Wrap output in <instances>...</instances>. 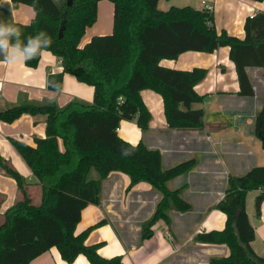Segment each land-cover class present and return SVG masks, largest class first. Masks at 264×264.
I'll return each mask as SVG.
<instances>
[{
	"label": "trees",
	"instance_id": "obj_1",
	"mask_svg": "<svg viewBox=\"0 0 264 264\" xmlns=\"http://www.w3.org/2000/svg\"><path fill=\"white\" fill-rule=\"evenodd\" d=\"M99 1L72 0L69 5V0H0V21L19 27L21 39L40 31L51 37L52 44L46 51L60 59L62 69L49 73L50 90L59 87L60 91L66 73L94 87L92 101L74 98L61 106L55 100L25 99L0 105V120L8 123L23 114L46 116L45 136L35 137L33 144L11 138L37 179L40 202H34L25 177L0 155V167L17 181L19 190L14 204L0 220V264H30L52 247H57L69 263L84 255L91 264H123L122 255L104 257L99 252L102 243L86 242L94 226L76 231L83 209L100 200L99 183L89 178L91 169L102 177L114 170L122 171L131 177L130 187L148 181L162 193L148 229L158 220L168 224L171 207L181 211L191 207L181 195L182 188L171 190L166 182L187 171L195 161L163 169L158 149L141 141L131 143L118 133L123 120L136 119L142 130L148 128L151 111L143 101V89L161 94L170 128L204 127V109L194 104L205 99L195 86L205 78L207 69H177L163 65L161 60L176 59L187 51L214 52L228 46L240 94L245 96L253 95L247 68L261 67L264 75V10L247 16L240 37L225 30L219 32L214 12L204 7L185 5L162 10L159 0H109L114 5L112 33L93 35L81 45L87 29L97 19ZM19 4L34 9L29 22L14 20L12 11ZM41 56L25 65L37 67ZM256 134L264 137V105L257 116ZM251 190L260 191L255 200L260 216L264 166L231 177L229 188L216 205L226 214V226L197 233L198 242L227 244L231 250L228 256L212 257L207 264H264V255L255 253L251 246L255 228L246 210Z\"/></svg>",
	"mask_w": 264,
	"mask_h": 264
},
{
	"label": "crops",
	"instance_id": "obj_2",
	"mask_svg": "<svg viewBox=\"0 0 264 264\" xmlns=\"http://www.w3.org/2000/svg\"><path fill=\"white\" fill-rule=\"evenodd\" d=\"M168 1L171 2L167 0L164 4ZM206 1L202 0L201 4ZM208 1H212L214 7L216 29L220 30L218 21L220 15L223 20L222 14L225 12L227 19L224 25L221 24L222 30L240 37L244 35L247 16L264 10V1ZM170 2L167 3L169 7L172 6ZM219 10L222 13H216ZM12 14L14 20L26 23L21 17L32 19L35 11L29 5L19 4L13 8ZM229 53L230 48L222 46L214 52L187 51L176 59L161 60L163 65L177 69H207L205 78L195 86L199 94L205 95L202 103L194 104V107L204 109L203 128H170L163 98L152 89L141 91L143 101L151 111L148 128L142 130L136 119L123 120L118 128L119 135L125 140L131 143L141 141L149 148L158 149L163 169L190 159L195 161L187 171L166 182L171 190L182 188V197L191 204L188 210L171 207L168 210V224L158 220L148 229L162 193L148 181H140L130 187L131 177L122 171L114 170L102 177L91 169L89 178H92L93 171L100 178V181L94 178L99 183L100 200L98 204H88L83 209L76 231L94 226L86 242L102 243L99 252L104 257L122 255L123 264H207L212 257L231 253L227 244L201 243L195 239L198 232L220 230L226 226V214L216 205L229 188L230 178L244 175L255 166H264L262 136L256 134L257 116L264 105L263 69L257 66L247 68L253 95H241L238 73ZM61 69L60 59L49 51L43 52L35 68H29L25 63L7 64L0 58V105L15 103L21 94L23 99L37 100L46 96L52 99L56 92L59 93L57 96L60 95L57 102L61 106L74 98L92 101L94 87L70 73L64 75L61 91L48 88L49 73ZM21 79L24 82H20ZM45 131L46 116L43 114H23L11 123L0 120V155L30 183L32 197L35 192L39 194L33 190L39 189L37 179L11 138L33 144L35 137L45 136ZM251 145L257 151H252ZM35 183L37 186L33 185ZM254 191L257 192L253 198L260 192L249 191L246 200V210L255 228V239L251 246L255 253L264 255V201L261 215L253 217L249 195ZM18 194L17 181L0 167V220L1 215L14 204ZM147 232H151V236L147 237ZM30 264L91 263L84 255L69 263L62 258L57 247H52Z\"/></svg>",
	"mask_w": 264,
	"mask_h": 264
},
{
	"label": "rangeland",
	"instance_id": "obj_3",
	"mask_svg": "<svg viewBox=\"0 0 264 264\" xmlns=\"http://www.w3.org/2000/svg\"><path fill=\"white\" fill-rule=\"evenodd\" d=\"M167 1V0H161L160 2V9L162 10H168V8H170L169 6L170 5H167V3H169L170 1L166 2V4H164V2ZM201 1L202 0H189V1H186V0H171V5L172 6H185V5H191V6H194L196 8H200L201 6L203 7V3L201 4ZM208 3H211L212 4V1H206ZM25 7H28V6H25ZM224 12V11H223ZM216 13L220 14L222 13L221 10L219 11H216ZM215 15V13H214ZM222 17H223V20L221 19V15H220V21H218V31H221L222 30V26L225 24L226 22V19H227V16L225 14V12L222 14ZM23 18L22 20H26L25 22H29L31 20V17L28 18V19H25V17H21ZM21 20V19H20ZM21 20V21H22ZM222 20V21H221ZM113 22H114V5L111 1L109 0H101L98 2V14H97V19L95 21V23L89 27L87 29V32L85 34V36L83 37L82 41H81V45H84L86 42H88V40H90V38L93 36V35H104V34H110L112 33V30H113ZM222 22V23H221ZM223 24V25H221ZM231 35H235V34H231ZM20 82H24V79H21ZM62 90V86H61V89L60 91ZM59 93L56 92V96L54 98H49V97H45L44 99H37L38 101H43V102H48V101H58L60 100V95L57 96ZM25 99H23V96L22 94L19 96V99L17 101H14L15 103L13 104H17V103H21V102H24ZM11 104H6V105H2V107H5V106H9ZM251 150L252 151H257L256 147L251 145ZM91 177L92 178H97L99 179L100 181V178L98 176V174L96 172H92L91 174ZM33 185H36L33 184ZM37 186V185H36ZM34 191H37V193H39L38 195H36V192L34 193L33 195V200L34 202H40V197H41V192H40V187L38 189L37 188H33ZM257 191H254V192H251L250 195H249V204L251 205V202L252 201V207H251V210L253 211V214L254 216L253 217H259L257 216L256 214V207H255V200H256V196L253 198V194H255ZM39 196V197H38ZM3 215H1V218H2Z\"/></svg>",
	"mask_w": 264,
	"mask_h": 264
},
{
	"label": "clouds",
	"instance_id": "obj_4",
	"mask_svg": "<svg viewBox=\"0 0 264 264\" xmlns=\"http://www.w3.org/2000/svg\"><path fill=\"white\" fill-rule=\"evenodd\" d=\"M21 29L12 22L0 21V56L7 64L26 63L41 56L52 44L51 37L44 31L21 39ZM56 91L59 87H55Z\"/></svg>",
	"mask_w": 264,
	"mask_h": 264
},
{
	"label": "built area",
	"instance_id": "obj_5",
	"mask_svg": "<svg viewBox=\"0 0 264 264\" xmlns=\"http://www.w3.org/2000/svg\"><path fill=\"white\" fill-rule=\"evenodd\" d=\"M203 7L205 8V9H207V10H209V11H213V5L211 4V3H208V2H204L203 3Z\"/></svg>",
	"mask_w": 264,
	"mask_h": 264
},
{
	"label": "water",
	"instance_id": "obj_6",
	"mask_svg": "<svg viewBox=\"0 0 264 264\" xmlns=\"http://www.w3.org/2000/svg\"><path fill=\"white\" fill-rule=\"evenodd\" d=\"M68 4L71 5L72 4V0H69V3ZM261 139L264 142V137L263 136L261 137Z\"/></svg>",
	"mask_w": 264,
	"mask_h": 264
}]
</instances>
